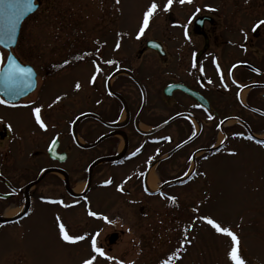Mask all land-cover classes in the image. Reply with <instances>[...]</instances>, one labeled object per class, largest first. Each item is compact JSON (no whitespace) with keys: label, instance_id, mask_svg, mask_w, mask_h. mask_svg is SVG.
Listing matches in <instances>:
<instances>
[{"label":"flooded vegetation","instance_id":"1","mask_svg":"<svg viewBox=\"0 0 264 264\" xmlns=\"http://www.w3.org/2000/svg\"><path fill=\"white\" fill-rule=\"evenodd\" d=\"M201 4V12L193 19H201V24L195 26L192 22L188 31H182V49L172 47L169 51L163 42L155 40L165 56L158 58L155 52L143 49V44L136 59L152 54L165 70L177 61L181 63V79L164 87L184 86L203 97L208 109L179 90L163 98V87L160 95H154L155 84L142 65H135L136 61L127 65L125 58H113L105 52L106 36L112 32L109 26L101 34V41L89 43L79 51L75 49L79 41L73 37L69 56L55 61L48 71L43 67L44 76L37 78V83L44 82L50 71L58 72L64 67L75 71L68 102L62 97L55 99L51 107L35 105L34 91L16 103L0 104V220H9L6 225L16 224L32 214L35 206L46 203L61 208L62 193L83 204L95 177L104 173V163L129 162L136 167L146 143L151 150L167 145V152H173L155 166L152 165L162 156L152 158L146 165L145 172L153 169L162 177L174 172L179 176H200L201 164L220 153L230 154V145L264 146L257 143L264 141V25L257 27L264 20V0H203ZM73 25L80 26L78 20ZM91 29L94 30L92 26ZM86 31L88 26L81 30ZM94 48L99 51L93 52ZM65 60L69 63L64 64ZM109 60L113 63H105ZM97 67L100 72H96ZM93 75L95 81L90 83ZM77 82L81 85L79 90L75 88ZM150 100L153 108L147 113ZM36 107L41 109L46 130L35 122ZM158 107L165 113L159 120L154 115ZM121 115L125 119L119 124ZM149 118L154 119L151 128L166 125L144 135L137 123ZM218 135L222 137L220 143L216 142ZM54 139L56 152L65 154L62 163L48 155ZM184 142L187 143L178 148ZM138 148L140 151L133 155ZM75 181L85 185L80 197L71 192ZM167 181L170 180L164 182ZM167 188L168 185L160 195ZM45 189L59 196L45 195ZM83 207L86 216L92 218L89 202ZM5 210L19 211L4 219Z\"/></svg>","mask_w":264,"mask_h":264},{"label":"rangeland","instance_id":"2","mask_svg":"<svg viewBox=\"0 0 264 264\" xmlns=\"http://www.w3.org/2000/svg\"><path fill=\"white\" fill-rule=\"evenodd\" d=\"M153 2L158 5L157 12L137 39L143 13ZM202 2L185 0L181 4L173 0L165 12L167 0H38L39 9L23 23L13 52L41 78L43 67L48 71L55 61L69 56L73 37L79 41L75 45L79 51L89 43L101 41V34L109 26L112 32L106 36L105 52L113 58H125L127 65L135 61V65H142L155 84L153 94L159 95L168 82L181 79L182 64L177 61L165 70L152 54L145 53L137 60V51L150 39L163 42L169 51L172 47L182 49V31L192 26ZM75 20L80 26L73 25ZM83 26H88L87 33L81 32ZM0 54L4 59L5 53L0 50ZM74 78L75 71L70 72L69 67L50 71L47 80H38L32 95L34 104L52 105L57 96L68 102ZM154 99L160 100L158 96ZM149 104L147 113L152 111L153 100ZM161 110L158 107L153 112L158 120L165 115ZM151 121L154 119L149 118L146 123L152 124ZM221 139L218 135L217 143ZM230 146V154L220 153L203 162L200 176L191 178L186 186L166 189L163 197L145 196L142 184L148 161L164 154L169 146L147 152L145 159L140 156L136 167L129 162L117 166L104 163V173L95 177L93 188L83 200V204L89 202L97 217H87L83 204L71 201L64 193L61 208L52 203L35 206L32 214L16 224L0 225V264H83L93 256V264H161L174 252L177 255L171 264H232L227 255L231 238L217 233L202 217L237 234L238 253L245 264H264V146ZM174 178H179L175 172L159 176L155 184ZM79 186L81 182H73V194L81 192ZM45 195L59 196L48 189ZM168 197H175V203ZM16 213L5 210L3 214L9 218ZM61 223L69 235L85 239L75 244L64 242L59 236ZM93 236L97 247L114 259L107 260L92 251Z\"/></svg>","mask_w":264,"mask_h":264},{"label":"snow or ice","instance_id":"3","mask_svg":"<svg viewBox=\"0 0 264 264\" xmlns=\"http://www.w3.org/2000/svg\"><path fill=\"white\" fill-rule=\"evenodd\" d=\"M118 2V0H117ZM181 4L185 3V0H179ZM190 2V0H189ZM173 0H167V3L163 6V10L165 12L168 11L169 7L172 5ZM36 7L34 0H0V45L4 47H9L13 43L16 42V31L20 21L30 12L34 10ZM158 5L153 2L151 3L147 10L143 13V20L139 26V31L136 35V38L139 39L140 36L145 32V29L149 26V20L153 15L157 12ZM259 25H264V20L258 22L257 27ZM119 48V44L116 45ZM76 59H83V57H76ZM69 61L65 60L64 64H68ZM95 64V61H93ZM105 63L112 64L113 61L109 60ZM100 68H96V72H100ZM34 71L31 67H25L17 62L16 58L9 52L7 57V62H4L2 54H0V88L3 89L4 93L9 97L17 96L21 92L26 91L34 86ZM95 75L90 80L91 82L95 81ZM81 85L77 82L75 84V88L79 90ZM61 97H56V101H59ZM8 103L7 100L0 99V104ZM99 103V101H98ZM51 107V105H49ZM33 114L35 116V122L41 129L46 130V124L41 119V109L39 107L33 108ZM212 119L211 116L208 117ZM194 134V133H193ZM167 139V138H165ZM249 140L252 137H248ZM57 141L54 139L53 144ZM264 145V141H257ZM51 150V148H50ZM140 149L138 148L133 155H136ZM235 155V153H232ZM62 158V157H61ZM105 183H110V181H105ZM169 201L175 203V197H168ZM90 216L97 217L98 214L95 212H89ZM107 220L106 217H104ZM205 219L208 225L220 234H223L227 237L231 238V247L230 251L227 253L228 259L232 262V264H245V261L241 258L238 253L237 245L239 243L237 234L231 231L227 227H221L220 224L215 222L213 219H209L207 217H202ZM111 223H116V221H111ZM59 236L60 239L69 244H75L78 241H82L85 239L84 236H72L69 235L65 229L64 224L59 225ZM91 248L94 253H96L100 257H104L107 260L114 259L111 256H107L102 248L97 247V241L95 236L91 239ZM176 253L174 252L167 259L162 260L161 264H171L173 257H176ZM96 259V256L91 257L90 259H86L83 261V264H93V260Z\"/></svg>","mask_w":264,"mask_h":264},{"label":"water","instance_id":"4","mask_svg":"<svg viewBox=\"0 0 264 264\" xmlns=\"http://www.w3.org/2000/svg\"><path fill=\"white\" fill-rule=\"evenodd\" d=\"M37 7H38V5H36V7L34 8V10H33L32 12L28 13V14H27V15H26V16L20 21V23H19V25H18V27H17V31H16V39H17V35H18L19 28H20V25H21L22 21H23L27 16H29L30 14H32V13L37 9ZM200 23H201V20H200V19H197V20L195 21V25H199ZM15 43H16V42H15ZM15 43H13L12 45H10V46L7 47V48L4 47L3 45H0V47H1L2 49H4L5 51H7L8 54H9L10 49H12V48L15 46ZM145 47L148 48V49H151V50H154V51L158 52V54H159L160 56L163 55V54L161 53V47H160L156 42H154V41H148V42L146 43ZM7 57H8V56H7ZM16 60H17V59H16ZM6 62H7V59H6ZM6 62H5V63H6ZM17 62H18V61H17ZM23 66H25V67H30V66H28V65H23ZM34 74H35V72H34ZM33 81H34V86H33L32 88H30V89H28V90H26V91H23V92H21L19 95H17V96H13V97H11V98H9V97L4 93L3 89L0 88V96L3 97V99H4V100H7L8 102H16V101H18L19 99H21V98L27 96L29 93H31V92L35 89V75H34ZM173 90H180V91H183V92L187 93L188 95L194 97V98H195L196 100H198L201 104L207 106V103L205 102V100H204L201 96H199L198 94H196V93H194V92H192V91H190V90H188V89H186L185 87H182V86H180V85L169 86V87L165 88V90H164V95L169 96L170 93H171ZM49 153H50V154L52 155V157H53V155H54V154H53V153H54V147L51 148V150L49 151ZM63 160H64V158L62 157L60 161H63ZM112 240H113V238H111L110 241H112Z\"/></svg>","mask_w":264,"mask_h":264},{"label":"bare ground","instance_id":"5","mask_svg":"<svg viewBox=\"0 0 264 264\" xmlns=\"http://www.w3.org/2000/svg\"><path fill=\"white\" fill-rule=\"evenodd\" d=\"M147 184H148V186H149L151 189H152L153 187H155V177H154L153 175H149V176H148ZM79 187H80V189L78 190V188H77V190H78V191H81L82 188H83V185H82V186H79ZM73 191L76 192L75 189H74ZM6 216H7V214H6Z\"/></svg>","mask_w":264,"mask_h":264}]
</instances>
